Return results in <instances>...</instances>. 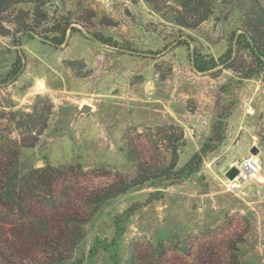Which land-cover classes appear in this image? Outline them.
<instances>
[{"label":"rangeland","instance_id":"rangeland-1","mask_svg":"<svg viewBox=\"0 0 264 264\" xmlns=\"http://www.w3.org/2000/svg\"><path fill=\"white\" fill-rule=\"evenodd\" d=\"M250 7L51 0L39 37L0 21V153L25 176L58 170L52 190L26 197L37 218L0 199V249L35 264H264V72L244 79L247 52L235 69L193 64L195 53L223 56ZM58 15L75 31L55 47L40 37ZM253 156L260 173L229 191L227 171ZM144 162L156 164L149 180L106 201L74 246L79 222L67 215L79 221L88 192Z\"/></svg>","mask_w":264,"mask_h":264},{"label":"trees","instance_id":"trees-1","mask_svg":"<svg viewBox=\"0 0 264 264\" xmlns=\"http://www.w3.org/2000/svg\"><path fill=\"white\" fill-rule=\"evenodd\" d=\"M193 0H176L179 6L184 8L189 7ZM251 4L250 10L246 15L243 28L233 33L230 46L223 56L218 60L213 57H204L199 53L194 54L193 64L196 71L199 73L211 72L219 67L228 66L229 69H235L234 55L237 56L241 53H248V57L252 60L247 66L242 68L244 79H251L258 74L264 72V3L262 0H248ZM264 1V0H263ZM51 3V0H0V21H7L14 24L16 29H13L16 35L25 34L30 37H39V29L49 21V16L44 13L43 8ZM29 6V7H27ZM207 16V15H206ZM206 16L203 20H205ZM57 24H54L53 35H44L40 37L44 42H49L55 47L62 46L66 40L68 33L75 31L72 24L64 17L57 16ZM191 23L186 21L182 25L191 27ZM100 42L110 46L111 40L100 39ZM21 61L18 59L13 66L11 75L15 79L21 72ZM30 116V115H29ZM47 120L44 127L41 128L37 135L41 136L45 130ZM176 158V150H174ZM200 155H196L191 162L186 166V169H191L195 165L196 159ZM175 163V162H174ZM156 164L140 163L138 171L133 179H119L111 184L93 189L85 196V201L92 205V210L84 216L79 213V221L76 215L70 213L67 215L66 223L79 222L77 227H74L75 240L74 246L80 243L84 237L83 225L86 224L90 218L101 208V206L111 198L125 193L130 189L136 188L148 181L153 167ZM58 170L47 166L45 168L35 169L28 175H22L15 168L10 160H6L5 156L0 153V199L1 201L10 202L17 206L20 212L27 215L29 218H37L36 210L31 208L28 204L26 197L33 196L39 193L40 189L46 186L52 190V179ZM30 192V195L27 194ZM51 195V192L50 194ZM32 198V197H31ZM95 204V206L93 205ZM4 249H0V256L5 259L9 264H35L25 261L24 258L8 254ZM61 255V254H60Z\"/></svg>","mask_w":264,"mask_h":264},{"label":"built area","instance_id":"built-area-1","mask_svg":"<svg viewBox=\"0 0 264 264\" xmlns=\"http://www.w3.org/2000/svg\"><path fill=\"white\" fill-rule=\"evenodd\" d=\"M236 167L239 174L233 181L228 180V189L232 192L241 189L243 184L256 178L260 173V165L252 159H243L236 164Z\"/></svg>","mask_w":264,"mask_h":264},{"label":"water","instance_id":"water-1","mask_svg":"<svg viewBox=\"0 0 264 264\" xmlns=\"http://www.w3.org/2000/svg\"><path fill=\"white\" fill-rule=\"evenodd\" d=\"M82 110H83L84 113H88L91 109H90L89 106H84ZM252 153L258 154L259 153V150L257 148H254L252 150ZM238 174H239V170L237 169L236 166H233V167H231V169H229L227 171L226 178L228 180H234L237 177Z\"/></svg>","mask_w":264,"mask_h":264},{"label":"bare ground","instance_id":"bare-ground-1","mask_svg":"<svg viewBox=\"0 0 264 264\" xmlns=\"http://www.w3.org/2000/svg\"><path fill=\"white\" fill-rule=\"evenodd\" d=\"M251 159L259 164V162H258V160H257V158L255 156H253Z\"/></svg>","mask_w":264,"mask_h":264}]
</instances>
